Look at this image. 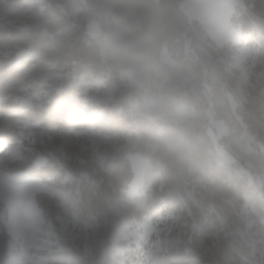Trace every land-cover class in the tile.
I'll return each mask as SVG.
<instances>
[{
	"label": "trees",
	"instance_id": "1",
	"mask_svg": "<svg viewBox=\"0 0 264 264\" xmlns=\"http://www.w3.org/2000/svg\"><path fill=\"white\" fill-rule=\"evenodd\" d=\"M180 1L0 0V157L5 147L21 139V122L34 132L32 142H23L20 158H2L0 166L7 174L28 171L46 185L64 191L65 199L41 194L49 198V211L39 205L42 213L52 220L55 231L58 228L53 214L56 208L89 221L95 230L90 236L92 249L120 224L140 226L148 218L155 219L170 212L176 218H169L167 229L158 235L159 244L166 250L152 254L149 264H192L193 261L203 264L200 255L208 252L214 241L213 236L205 234L208 221H217L214 207L230 218H234L247 200L264 207L258 192L244 179L228 176L211 159L213 144L207 134L204 111L213 97L210 98L207 91L206 95L198 93L204 99L202 103L190 102L192 109L185 116L187 128L183 134L166 130L160 120L128 114L125 101L116 105L119 110L100 102L90 106L84 101L85 93L78 76L96 79L95 75L106 81L98 62L105 45L104 37L89 35L87 23L94 18H104L100 24L110 25L107 16L111 15L113 30L119 33L123 43L109 49L110 59L114 61L110 64L114 71L135 73V64L142 63L136 60L135 50L153 52L163 39L172 41L181 29L199 36L206 44L201 25L193 20L188 22L179 8ZM258 1L253 3L256 11L251 7L238 9L236 18L232 16L240 22L241 39L249 47L264 40L253 23L254 14L264 13ZM104 14L107 15L104 17ZM175 46L171 49L172 57L185 64L186 44L182 41ZM27 47L39 52L41 59L28 57ZM22 49L26 51L20 54ZM257 69V79L249 78L241 83L230 76L228 81L231 93L243 98L239 101L244 113L257 117L260 120L257 123L262 125L264 64ZM154 75H157L155 80L161 78L160 72ZM46 81H50V85ZM217 81L221 85L219 79ZM201 87L206 89L204 85ZM27 95H31L30 98ZM257 123L259 128L261 125ZM76 131L103 137L105 143L98 148L101 156L97 159L100 161V166L96 165L97 173L89 175V180H81L75 193L74 185L65 182L66 169L54 159L55 150L48 138L68 136ZM134 152L148 160L144 178L150 186L127 202L124 191L134 176L127 155ZM38 156L45 161L34 166L33 161ZM251 215L259 221L256 213ZM5 218L6 212L0 203V264H7L5 259L9 254ZM193 225L196 227L192 228ZM54 235L55 243L50 250L35 252L46 264L88 262L83 258L82 247L75 246L66 234L56 231ZM222 243L226 246L225 240ZM106 244L105 241L103 246ZM195 256L200 259L194 260Z\"/></svg>",
	"mask_w": 264,
	"mask_h": 264
},
{
	"label": "rangeland",
	"instance_id": "2",
	"mask_svg": "<svg viewBox=\"0 0 264 264\" xmlns=\"http://www.w3.org/2000/svg\"><path fill=\"white\" fill-rule=\"evenodd\" d=\"M195 1L200 11L223 5L220 13L225 15L218 22H213L197 10L193 1H180L188 22L193 20L201 25L206 44L202 43L199 36L189 35L186 30L181 29L172 41L163 39L159 46L154 47L153 52L135 50L136 60L142 62L135 64V73L126 70L114 71L110 64L114 61L110 59L109 49L112 46L120 47L123 43L119 33L113 30L114 22H110V25L105 22L103 26L95 20L88 28L89 21V35L95 36L98 33L104 37L105 45L99 53L98 62L102 77L106 78V81L95 75L93 77L96 79L78 76L85 93L84 101L90 103V106L100 102L106 107H116L117 110L119 108L116 105L125 101L128 114L160 120L166 130L183 134L187 128L185 116L191 111L189 109H192L190 102L202 103L204 99L198 93L207 91L210 98L213 97L204 111L207 118V134L213 144L210 152L212 161L228 176L244 179L264 202V122L262 125L258 124L260 120L257 117L244 113L240 97L231 93L228 81L230 76L241 83L249 78L257 79L256 70L264 64V40L258 42V45L254 44V47L246 45L241 39L243 35L240 22L232 18H236L238 9L247 10L251 7L256 11L257 7L253 4L256 0ZM258 2L264 7V0ZM228 10L230 12L227 17ZM258 13L254 14L253 23L257 26V31L264 35V13ZM112 15L115 17L116 12ZM190 29L194 31L191 23ZM182 41L187 46L185 64L172 57L171 51ZM26 49L28 52L25 54L28 57L41 59L39 52L30 47ZM204 61L207 64H204ZM156 72L161 73L158 80H155ZM49 82L46 81L47 85H50ZM201 84L205 86V90ZM30 96L27 95V98ZM256 123L262 127L258 128ZM21 125V139L5 147L2 151L4 155L0 159L8 156L19 159L23 142H32L34 132L28 129L26 123L21 122ZM48 140L53 151L55 150L54 159L66 169L65 182L74 185L76 193L81 180H89V175L97 173L96 165L100 166L97 159L101 156L98 148L102 147L105 140L87 131L70 132L68 136H51ZM127 158L134 176L129 188L124 191V197L127 202H131L134 195L144 193L150 186V182L144 178L149 165L147 158L137 152L128 154ZM44 161L43 157L38 156L33 165H41ZM4 172L0 166V203L6 212L4 225L5 232L9 235V254L5 259L7 264H46L35 252L50 250L55 243L56 231L63 232L75 246L82 247L83 258L88 259L86 264H149L152 254L166 250L159 244L158 235L160 231L167 229L166 222L169 218H176L170 212L155 219L148 218L140 226L120 224L92 249L90 236L95 230H92L93 225L89 221L80 220L65 209L59 211L56 208L53 214L58 228L55 231L52 220L48 219L49 217L46 219L42 213L39 205L49 211V198H44L45 194H54L65 199L67 195L64 191L46 185L39 178L31 176L28 171L15 174ZM57 204L62 207V204ZM255 204L247 200L238 209L239 213H235L234 218L222 215L214 207L217 221L213 223V219H210L205 232L213 236L214 241L208 247L209 253L202 249L204 254L200 255L201 259L195 256L194 260L200 259L203 264H264V207L260 208ZM209 210L212 211L211 207ZM253 213L259 217V221L252 217ZM224 240L226 246L222 243ZM105 241L107 244L103 246ZM192 264H196V261Z\"/></svg>",
	"mask_w": 264,
	"mask_h": 264
},
{
	"label": "crops",
	"instance_id": "3",
	"mask_svg": "<svg viewBox=\"0 0 264 264\" xmlns=\"http://www.w3.org/2000/svg\"><path fill=\"white\" fill-rule=\"evenodd\" d=\"M190 1H193V3L196 5V7H197V10L199 11V12H201V13H203V15L205 16V17H209V19H211L213 22H218V20L220 19V18H222L224 15H225V13H223V14H221L220 13V9L222 8V6L223 5H218V6H215V7H213V8H211V9H208L207 11L206 10H199V8H198V6H197V4H196V1L195 0H190ZM225 1V0H224ZM179 8H180V10H184L183 9V5L182 4H180L179 5ZM185 11V10H184ZM227 12V11H226ZM229 12H230V10H228V12L226 13V16L228 17L229 16ZM206 14H207V16H206ZM107 14H104V17L106 16ZM108 17V19H109V22H111L112 21V19H111V15H108L107 16ZM95 20L97 21V22H104V18H101V20L99 19V18H94L92 21H90L89 22V24H88V28H89V26L90 25H93V23L95 22ZM215 20V21H214ZM205 28V27H204ZM99 32V31H98ZM98 33H96V35H97ZM216 34L218 35V37H219V34H218V32H216ZM95 35V36H96ZM99 35V34H98Z\"/></svg>",
	"mask_w": 264,
	"mask_h": 264
},
{
	"label": "water",
	"instance_id": "4",
	"mask_svg": "<svg viewBox=\"0 0 264 264\" xmlns=\"http://www.w3.org/2000/svg\"><path fill=\"white\" fill-rule=\"evenodd\" d=\"M25 49H22V50H20V54H23V53H25Z\"/></svg>",
	"mask_w": 264,
	"mask_h": 264
},
{
	"label": "built area",
	"instance_id": "5",
	"mask_svg": "<svg viewBox=\"0 0 264 264\" xmlns=\"http://www.w3.org/2000/svg\"><path fill=\"white\" fill-rule=\"evenodd\" d=\"M90 104V103H89ZM91 105V104H90Z\"/></svg>",
	"mask_w": 264,
	"mask_h": 264
}]
</instances>
